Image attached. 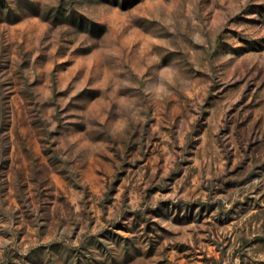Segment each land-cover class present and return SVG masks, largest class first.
Returning <instances> with one entry per match:
<instances>
[{
  "label": "rangeland",
  "instance_id": "obj_1",
  "mask_svg": "<svg viewBox=\"0 0 264 264\" xmlns=\"http://www.w3.org/2000/svg\"><path fill=\"white\" fill-rule=\"evenodd\" d=\"M0 264H264V0H0Z\"/></svg>",
  "mask_w": 264,
  "mask_h": 264
}]
</instances>
